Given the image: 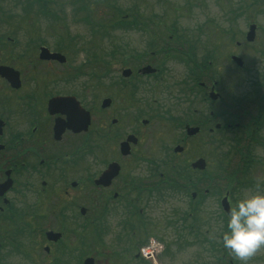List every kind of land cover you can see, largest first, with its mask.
Returning a JSON list of instances; mask_svg holds the SVG:
<instances>
[{
	"label": "flooded vegetation",
	"instance_id": "obj_1",
	"mask_svg": "<svg viewBox=\"0 0 264 264\" xmlns=\"http://www.w3.org/2000/svg\"><path fill=\"white\" fill-rule=\"evenodd\" d=\"M71 4L76 5L75 14L87 24L88 31L94 33L93 28L97 27V36L89 35L96 42L111 37V32L118 27L153 33L155 28L170 26V20L157 19L155 14L145 17L138 4L132 8L117 7L125 11L120 14L126 17L122 19L107 0H73ZM58 5L56 0H34L31 7L39 9V19L52 21L56 15L52 10ZM0 17L3 18L1 12ZM169 32L167 38L163 34H145L150 38L147 48L154 50L150 54L146 49L137 52V56L131 54L130 59L135 56L131 62L124 58L121 64L125 66L121 70L112 71L109 61L102 63V72L108 78L104 88L107 91L104 98L109 102L106 105H102L104 98L97 103L92 97L93 89L89 87V90L86 84L69 94L49 91L42 94L38 84L26 93L23 58L21 65H9L19 73L16 82L10 85L0 78L5 82L0 83V184L8 180L0 192V247L6 242L10 256L15 257L12 263L84 264L91 258L92 264H155L140 252L151 243L161 245L164 253H168L165 235L174 230L175 221L160 211L163 209L160 198L165 191L169 194L190 185L194 187L192 199L205 196L204 175L192 179L195 170L190 172L185 165L191 162L184 163L180 157L185 144L198 134L205 135V126L224 106L214 73L202 64L207 52L200 61L187 65V73L177 82L174 94L170 93L173 86L164 88L159 84L167 73L165 62L171 55L184 62L194 50L186 36L170 29ZM121 39L126 42V38ZM56 41L62 44L56 51L45 45L39 48L47 47L63 55L65 60L37 57L41 62L63 64L66 61V52L73 49L71 44L75 38L63 35ZM221 49L209 50L212 60L219 58L217 53ZM115 52H124L123 57L130 54L125 48ZM158 55L160 59L155 64ZM86 58L89 64L96 65L100 56L90 50ZM146 66L150 70L144 71ZM125 69L129 73L124 74ZM159 92L160 97L170 95L183 107L175 109L176 105L172 104L173 108L167 107L161 103L164 98H151V94L155 98ZM38 93L42 98L37 97ZM211 93H216V97L212 98ZM66 95L73 96L79 113L87 115L86 127L77 129L76 125H67V114L59 105L54 106V111L48 110L50 97ZM188 126L198 130L188 135L185 130ZM176 131L181 136L174 141L170 135ZM123 142L126 144L121 149ZM173 145L180 146L181 151H174ZM97 148L106 156L97 158L103 166L95 170ZM111 163H115V171L100 181ZM187 209L177 218L183 219V225L189 223L184 228L190 235L194 227L190 216L194 209ZM201 230V227L193 230L192 240L207 243ZM105 234L113 236V240L99 242ZM148 236L154 238L145 243ZM100 251L103 253H97Z\"/></svg>",
	"mask_w": 264,
	"mask_h": 264
},
{
	"label": "rangeland",
	"instance_id": "obj_2",
	"mask_svg": "<svg viewBox=\"0 0 264 264\" xmlns=\"http://www.w3.org/2000/svg\"><path fill=\"white\" fill-rule=\"evenodd\" d=\"M72 1L56 0L60 5L52 10V13L56 15H53L52 21H48L44 18L39 19V16L37 17L39 9L36 10L34 7L32 10L31 6L33 4L27 6L24 3L25 0H0V12L3 16V18L0 17V63L15 66L17 64L21 65V60L22 58L24 59L22 73L24 75V91L26 93L33 91L38 84L41 87L42 94L43 91L52 92L51 94H69L75 93V88L86 84L89 90V87L93 89L92 97L97 103H100L106 96L107 91L104 88L108 81V78L104 77V72H102V63L109 61L112 71L115 69L121 70L125 66V64H121V60H124V58L131 62L137 56V52L141 53L142 50L146 49V52L150 54L154 49L147 48V42L150 40V38L145 36V34H148L147 32L140 33L139 31L128 29L125 31V29L115 28L117 30L111 32V37L103 38L99 42L93 41V39L89 38V35L97 36V32H95L97 27L93 28L94 33L88 31L89 27L87 24L81 22L80 18L75 14L76 5H72ZM98 1L100 0H94V2ZM107 1L115 6L114 11L117 7L132 8L135 4H138L139 10L145 17H151L155 14L157 19L170 20V26L163 27L164 34L161 31L160 36L164 35V38H167L168 34H171L169 29L177 31L179 35L183 34L186 36L185 39L188 45H192L194 48L191 56L194 61H200L203 53L213 48H222L217 53L219 58L207 60L210 63L209 70L214 73V79L217 81V91L222 95V103L229 102L240 96L247 99L246 95L252 91V84L257 79V76L260 73L264 74V0ZM41 7L44 8L43 5ZM35 10L36 15L33 16ZM95 12L98 13L96 8ZM31 16L32 18H30ZM36 17L41 21L37 22ZM251 23L256 25V36L253 42L245 40V33ZM56 25L58 27H55ZM63 35L65 37L73 35L75 38V43L71 44L73 49L71 48L70 52H66V55L63 53L66 56V61L63 64L41 62L37 58L39 46L45 45L50 50L56 51L62 45L57 43L58 41L56 40ZM121 38H126L125 41L127 43ZM109 41L110 44L108 43ZM236 42H239V45H236ZM123 48H125V52H130V54L123 57L124 52H115ZM90 50L96 51L100 56L98 59L99 63L96 65L89 64L88 60H86L87 53ZM131 54L135 55L132 59H130ZM230 55L240 57L244 65L242 67L237 66L229 59ZM156 57L158 59L154 60L153 63L155 64L160 59L159 55ZM172 57L174 56L171 55L165 62L167 73L163 75L165 77L159 84H162L164 88L173 86L170 89V93L174 94L177 82L182 78L184 72L187 73V65L192 66L193 63L191 64V61L189 63L187 58H184L183 62V60H176ZM1 81L5 83L3 82L4 80L0 79V83ZM43 84L48 86L43 87ZM150 96L158 100L164 98L161 103L167 107L173 108L172 105H176L174 106L175 109L183 107L181 104L177 105L170 95L160 97L161 92H159L155 98L152 94ZM37 97L42 98L40 93H38ZM151 102L153 103V100ZM148 104L150 103L148 102ZM247 106L246 112L241 115V122L244 123L248 117L254 114V105L250 103ZM219 119L217 121H221ZM215 121L211 123L212 126ZM96 125L97 120L95 118L94 126ZM232 132L234 130H231ZM171 133L170 137L174 141L181 136L178 131ZM261 136L264 138V127L262 128ZM192 140V142L185 144L186 147H184L180 157L184 163L186 160L191 162L198 157H203L207 162L216 160L205 152V147H207L205 146V140H207L205 135L201 134V136ZM99 151L97 148L94 154L95 164L93 166L95 170L103 166L97 158L106 156L105 154H100ZM255 156L261 162V164L256 163L252 169V179L256 182L258 178H264V146L257 145ZM185 165L192 172L189 163ZM196 173H193L192 179L199 177V172ZM205 182L207 184L205 186L207 192L204 197L197 200L196 198L191 199L190 195L193 188L190 187H186V189L181 191H170L169 194L165 191L164 197L160 198V204L163 209L159 210L163 211L164 216L174 219L175 224L174 230L165 235V240L168 243V250H166L168 253H164L165 249H162L155 256V264H222L219 261V256L226 250H214L210 248L209 244L218 241L219 230L226 220L223 218V211L220 208L219 201L226 190L218 179ZM253 188L254 186H250V188L244 187L237 191L236 197L230 200L231 205L234 206L235 201L239 197ZM259 190L264 191V182L261 183ZM188 207L194 209L190 216L191 225L194 226L190 229V235L184 228L188 227L189 223L187 222L188 225H183V219L178 220L177 218L178 216H183ZM199 219H202V221H199ZM196 227L202 228L201 235L208 240L207 243L206 241L192 240L195 235L193 230ZM205 229L206 233L204 234ZM113 238V236L105 234L100 238L99 242H109ZM150 238L154 237H146L145 243ZM3 243V246L0 247V264H14L11 260L13 261L15 257L13 256L12 258L10 256L9 247L6 242ZM163 246H166V244ZM225 253V262L228 263V259H231L232 263L230 264H264V248L258 249L247 261L239 260L228 251Z\"/></svg>",
	"mask_w": 264,
	"mask_h": 264
},
{
	"label": "trees",
	"instance_id": "obj_3",
	"mask_svg": "<svg viewBox=\"0 0 264 264\" xmlns=\"http://www.w3.org/2000/svg\"><path fill=\"white\" fill-rule=\"evenodd\" d=\"M33 2L34 0H25L24 3L30 6ZM124 12L117 9V15L120 19L126 18L125 16L121 17ZM130 14L134 18L135 15L132 12ZM126 24L123 23L125 26ZM161 31L162 29L158 27L154 29L153 33H147L148 35H160ZM211 57L214 59L212 52L209 51L204 55L205 59L202 64L206 66L207 70L210 67L207 60ZM187 60L189 63L191 61V64L194 61L191 55L188 56ZM262 86H264V82L255 84L252 91L246 95L247 99L241 96L233 99L228 105V111L220 115L222 120L220 128L207 134L205 152L216 160L207 162V168L201 172V175H204L205 181L218 179L225 190L229 192L232 200L236 197L237 191L255 185V180L252 179V169L256 163L261 164L257 160L258 157L255 156V148L257 145L264 146V138L261 136L264 127V88ZM251 102L256 105L257 112L248 117L245 123L241 122V115L246 112L247 105ZM228 123L231 127L227 125ZM234 123L235 125H233ZM231 130L234 132L231 133ZM204 185L207 186L206 182ZM208 187L210 186L208 185Z\"/></svg>",
	"mask_w": 264,
	"mask_h": 264
},
{
	"label": "clouds",
	"instance_id": "obj_4",
	"mask_svg": "<svg viewBox=\"0 0 264 264\" xmlns=\"http://www.w3.org/2000/svg\"><path fill=\"white\" fill-rule=\"evenodd\" d=\"M264 178L239 197L226 214L218 235L222 246L241 261L264 248V191L259 190Z\"/></svg>",
	"mask_w": 264,
	"mask_h": 264
},
{
	"label": "water",
	"instance_id": "obj_5",
	"mask_svg": "<svg viewBox=\"0 0 264 264\" xmlns=\"http://www.w3.org/2000/svg\"><path fill=\"white\" fill-rule=\"evenodd\" d=\"M255 24H250L248 26V31L246 32L245 38L248 41H252L254 39L255 36ZM40 57H44V58H49V57H55L57 58L59 61H64V57L61 56L60 54L57 53H49L46 49H41V54ZM232 59L239 65H242V60L241 58L233 55ZM150 70L149 66H146L144 68V71H148ZM124 74L129 73L128 69H125L123 71ZM0 75L4 76L7 80H9L12 84L16 81V76L17 73L14 72L10 67L8 66H3L0 65ZM212 97H216V95H212ZM108 102V99H104L102 105H106ZM61 106L62 109L61 111L65 112L67 114V120L69 123H66L67 125H76L77 129H81L86 127L87 123H88V117L87 115L83 114V113H79L77 106L75 105V103L73 102L72 97H54L52 99L49 100L48 103V108L51 109L52 111H54V106ZM218 127V125H217ZM187 134L192 135L194 134L197 130L198 127H191L188 126L186 129ZM126 142H123L120 145L121 149H124ZM175 151H180L181 147L180 146H176L174 148ZM115 163H111L107 169V171L102 175L100 181H103V179L108 178L110 176L111 173H113L115 171L116 165H114ZM206 165L205 160L200 157L198 159H196V161H193L191 166L193 168H197V169H203ZM8 184V180H6L4 183L0 184V192H2L5 188L6 185ZM221 205L224 209V211L227 213V211L230 209L229 206V200H227V195H225L221 200ZM85 264H92V259L88 258L87 260H85Z\"/></svg>",
	"mask_w": 264,
	"mask_h": 264
}]
</instances>
